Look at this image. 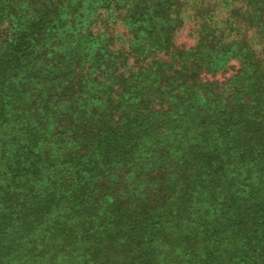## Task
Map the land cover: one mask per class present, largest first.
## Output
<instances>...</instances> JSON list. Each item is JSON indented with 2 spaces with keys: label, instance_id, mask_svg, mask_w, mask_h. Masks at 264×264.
Wrapping results in <instances>:
<instances>
[{
  "label": "trees",
  "instance_id": "1",
  "mask_svg": "<svg viewBox=\"0 0 264 264\" xmlns=\"http://www.w3.org/2000/svg\"><path fill=\"white\" fill-rule=\"evenodd\" d=\"M0 264H264V0H0Z\"/></svg>",
  "mask_w": 264,
  "mask_h": 264
},
{
  "label": "rangeland",
  "instance_id": "2",
  "mask_svg": "<svg viewBox=\"0 0 264 264\" xmlns=\"http://www.w3.org/2000/svg\"><path fill=\"white\" fill-rule=\"evenodd\" d=\"M189 19V18H188ZM192 19V18H191ZM193 27V20H189L184 27L178 32L176 38H175V45L178 47H188L192 46L195 42L194 38L189 36L190 29ZM120 31H122L121 28H118ZM233 68L229 69L227 72L219 73L215 75L211 74H202L201 79L202 80H214L217 82L224 81L233 71V69L236 68L237 64L235 62H232Z\"/></svg>",
  "mask_w": 264,
  "mask_h": 264
}]
</instances>
